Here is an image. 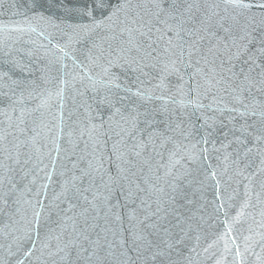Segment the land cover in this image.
Wrapping results in <instances>:
<instances>
[{
	"label": "snow or ice",
	"instance_id": "snow-or-ice-1",
	"mask_svg": "<svg viewBox=\"0 0 264 264\" xmlns=\"http://www.w3.org/2000/svg\"><path fill=\"white\" fill-rule=\"evenodd\" d=\"M0 264H264V0H0Z\"/></svg>",
	"mask_w": 264,
	"mask_h": 264
},
{
	"label": "water",
	"instance_id": "water-1",
	"mask_svg": "<svg viewBox=\"0 0 264 264\" xmlns=\"http://www.w3.org/2000/svg\"><path fill=\"white\" fill-rule=\"evenodd\" d=\"M2 22H7V18H5Z\"/></svg>",
	"mask_w": 264,
	"mask_h": 264
}]
</instances>
